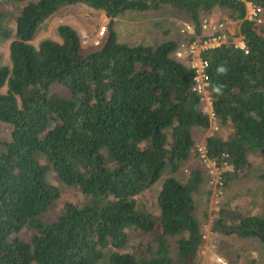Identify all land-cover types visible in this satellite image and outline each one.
Masks as SVG:
<instances>
[{"label": "trees", "instance_id": "obj_1", "mask_svg": "<svg viewBox=\"0 0 264 264\" xmlns=\"http://www.w3.org/2000/svg\"><path fill=\"white\" fill-rule=\"evenodd\" d=\"M247 1L264 8V0H0V37L11 38L10 64L0 54V130L11 126L0 134V264H196L204 238L194 194L207 177L199 165L175 174L197 153L194 129L210 125L194 69L175 56L173 39L120 41L114 18L177 7L198 40L209 36L201 12L222 7L239 21L244 46L227 39L202 51L216 122L230 128L204 141L209 157L231 166L227 182L264 153V32L246 16ZM78 3L108 17L99 44L83 46L68 23L56 27L60 40L31 42L48 16ZM161 176L154 204L142 199ZM61 185L81 198L58 204ZM210 226L264 243V214L223 204Z\"/></svg>", "mask_w": 264, "mask_h": 264}, {"label": "rangeland", "instance_id": "obj_2", "mask_svg": "<svg viewBox=\"0 0 264 264\" xmlns=\"http://www.w3.org/2000/svg\"><path fill=\"white\" fill-rule=\"evenodd\" d=\"M224 22L228 33V40L239 43L241 35L238 33L239 21L230 19L227 11L222 7H214L208 13H200V21L203 19ZM114 28L120 41L129 44L145 43L157 45L158 43L173 39L179 42L185 35L180 31L183 22L189 21V15L183 9L173 6H162L158 9L144 11H125L116 16ZM263 27L264 32V12L260 14V20L256 21ZM59 23H68L75 27L80 36L81 43L85 47H91L103 39L105 34L100 33L102 26L108 31V17L103 11L94 9L83 4H68L60 7L38 28L35 36L31 40L37 44L42 38H53L60 40L56 27ZM208 32L203 31V34ZM13 37V33L11 35ZM199 38V37H198ZM11 38L0 37V54L3 63L10 64L9 42ZM197 41H199L197 39ZM5 85L2 90H5ZM52 88L60 93H65V89L59 83H54ZM11 126L8 123L1 125V138H7L10 134ZM230 128L217 123V126L210 124L206 128H195V142L203 141L207 134H219L226 136ZM199 165L204 170L207 179L194 194L195 213L198 217L201 231L203 232V243L196 256V264H264V243L257 237H244L234 234H224L211 229V218L217 209L223 205L235 208L243 213L264 214V153L249 155V164L240 171L239 174L230 178L226 182L225 172L231 170L229 164H219L221 170L222 183L214 184L207 173L205 163L195 153L189 158L175 173L181 179L186 178L190 167ZM49 178L54 182H59L54 174ZM163 176H161L142 195V199L154 204L158 190L161 186ZM60 184V182H59ZM62 186V194L58 204L63 199L79 200L81 193L74 187ZM134 235V233L132 231ZM157 233V228L152 232L141 234L139 238L149 239L151 235ZM173 243V240H171ZM222 258L219 260L218 258ZM104 264H108L104 262Z\"/></svg>", "mask_w": 264, "mask_h": 264}, {"label": "built area", "instance_id": "obj_3", "mask_svg": "<svg viewBox=\"0 0 264 264\" xmlns=\"http://www.w3.org/2000/svg\"><path fill=\"white\" fill-rule=\"evenodd\" d=\"M264 8L260 5L254 4L251 1L246 2V16L256 21L260 20ZM200 26L203 30H207L209 36L197 41V38L192 37L195 34L194 24L190 21L183 22L180 31L185 35V38L180 40L175 49L174 54L177 57L184 58L187 63L194 69L192 89L195 90L201 98L202 110L207 113L210 124L217 126L216 114L212 102V97L209 90L210 76L208 72V60L202 56V51L209 47H214L224 43L228 39L226 25L224 22L217 20L211 21L203 19L200 21ZM105 26H102L100 33L103 34ZM192 37V38H191ZM236 45L244 46L242 39ZM196 150L200 159L205 163L206 170L212 182L216 184L222 183L221 170L219 164L224 166L227 162H217L207 154V147L205 141L196 142ZM222 260V258H218Z\"/></svg>", "mask_w": 264, "mask_h": 264}, {"label": "crops", "instance_id": "obj_4", "mask_svg": "<svg viewBox=\"0 0 264 264\" xmlns=\"http://www.w3.org/2000/svg\"><path fill=\"white\" fill-rule=\"evenodd\" d=\"M228 34V33H227Z\"/></svg>", "mask_w": 264, "mask_h": 264}]
</instances>
